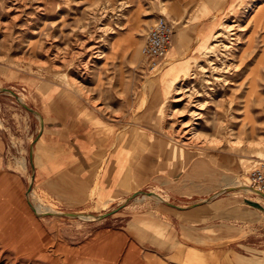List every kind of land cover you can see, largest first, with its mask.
Here are the masks:
<instances>
[{
	"label": "rangeland",
	"instance_id": "1",
	"mask_svg": "<svg viewBox=\"0 0 264 264\" xmlns=\"http://www.w3.org/2000/svg\"><path fill=\"white\" fill-rule=\"evenodd\" d=\"M161 15L173 23L172 43L175 38L179 42L150 70L140 49ZM226 26L232 29L215 37ZM215 31L203 52L202 45ZM7 73L10 82L4 86L15 95L0 88V137L6 143L0 170L26 181L20 209L0 193V264H84L86 254L101 260L99 264H141L136 246L126 250L122 230L112 236L117 247L105 241L88 247L86 241L100 229H121L130 221L135 222L130 230L136 236L142 221L151 219L162 222L164 231L180 232L184 206L198 199L181 195L195 191L211 194V204L228 198L235 204L252 202L262 211L252 215L255 226L241 235L247 239L203 241L224 247L210 256L177 251L161 256L157 264H264V234L259 229L264 225V201L252 192L222 191L233 181L249 185L251 170L264 162V0H0V83ZM51 85L64 90L68 101L109 114L112 135H127L131 160H121L124 169H119V161L115 171L111 166L105 178L109 190L100 181L103 161L90 173L51 165L53 170L50 166L41 172L49 176L60 171L62 178L42 186L34 182L28 156L42 128L37 117L41 114L23 104L33 109L34 95ZM180 86L184 100H175ZM118 105L125 108L118 111ZM174 109L179 111L175 118ZM180 123L183 140L198 145L183 148L175 141ZM152 132L164 141L157 165L149 160ZM131 164L138 172L127 178ZM162 164L177 173L174 180L151 175L163 173ZM104 167L106 174V160ZM98 182L102 205L94 192ZM140 191H155L164 200L142 198L143 193L131 198ZM40 202L63 213L38 215L33 205ZM112 210L114 214L94 220L65 214Z\"/></svg>",
	"mask_w": 264,
	"mask_h": 264
},
{
	"label": "crops",
	"instance_id": "2",
	"mask_svg": "<svg viewBox=\"0 0 264 264\" xmlns=\"http://www.w3.org/2000/svg\"><path fill=\"white\" fill-rule=\"evenodd\" d=\"M215 34L216 31L212 37L207 40L206 44L202 45L203 52L209 49ZM177 42H179V39L175 38L174 44ZM174 44L172 43L171 47H173ZM166 56L168 57L169 53H167ZM172 60V58H169L166 61L170 63ZM189 74L190 70L183 74L182 80L187 78ZM9 75L10 74L7 73L5 81L0 83V88H7L4 85L10 82L8 78ZM21 81H24V79H21ZM30 81H32V79ZM24 83L25 81L21 84ZM56 87L57 86L51 85L45 89L41 95H34V101H31L33 110L35 109L36 112L41 114L43 123L38 133V138L34 142L33 154L28 156L32 164L34 182L42 186L46 181L52 178H60L59 172L64 170L69 172L78 170L81 173H90L94 170L99 161H103L100 167H103V171H105L104 160H106V164L109 162V169L106 174L102 171L104 175L101 173L100 181L102 180L104 189L109 190L110 186L107 187L105 185V178L106 176L110 177L109 173L111 166H114L115 171L117 168V161H119V169H124L125 164L121 160H131V158L127 156L129 151L127 148V135H124V137H117L115 134L112 135V123L109 114H101L90 106L68 101L65 91L58 90ZM181 88L180 86L177 90V94H180V96L175 97V100H184L181 96ZM108 107H110V105ZM124 108V106L118 105L116 110L121 111ZM178 114L179 111L177 109L171 111V117L173 118ZM178 121L181 120L176 119V122ZM179 131H182L181 123L179 129L173 136L175 141L182 145L183 148L190 147L192 144L198 145L197 142L190 140V138L183 140L184 136ZM195 133L197 132L193 134ZM151 134L154 138L152 136L153 139L148 148L150 155L149 160L156 165L161 164V156H163L161 145L164 144V141L159 140V135L156 137L153 132ZM187 143L189 145H187ZM5 147L6 143L0 137V161L5 154ZM28 148H30V145H28ZM51 165L60 171H55L49 176L45 172H41L42 168H50ZM53 167L51 170H53ZM162 171L163 173L159 174L158 171V173H152L151 175H162L174 180L177 174L174 171L172 172V167L166 164L163 165ZM136 172H138V169L131 164L129 173L126 174V177H133ZM95 176L97 175L95 174ZM24 179L26 178L19 174L12 172L7 174L0 170V193H3L6 199H13V202H15L13 204L14 209L21 208L19 203L21 202V194L26 181ZM101 188L99 182L96 183L94 192L98 195V205L105 203L103 201L105 199L103 198ZM235 193H237V191ZM181 196L190 199L198 197V199L196 198L190 201L188 203L189 205L184 206V210H182L184 213V220L180 232L178 230L164 231L163 227L160 226L162 222L151 219L142 221V225L140 224L141 231L140 233L138 232L139 236H136L135 233H132L130 230V225H134L135 222L130 221L127 225L122 226L121 229L105 227L96 231L86 241V245L90 247L97 241H105L110 244H114L115 242L114 246L117 247V241H115L112 236L119 235V230H122V233L126 235V238H124L126 250L130 251L132 248L137 247L141 264H157L158 261L162 259L161 256H173L177 251H182L184 255L190 252H199L210 256L214 255L215 250L220 248L223 249L224 246H209L204 244L203 241L216 239L222 241L231 240L234 243V241L238 242L239 240L247 239L242 238L241 235L247 233L245 230H247L248 227L255 226V222L252 221V215L262 211L259 206L252 202L244 201L235 204L233 200H227L228 198L211 204L207 202L211 194H198L196 191L189 195L183 194ZM258 198L264 201L263 198L259 196ZM214 204L216 206L212 207ZM169 213L170 216L174 215L171 212H168V214ZM145 225L147 228L143 229ZM259 229L263 230L262 234H264V225ZM248 244L254 245L251 243ZM121 247H123V245ZM83 262L84 264H99L101 260L93 259L91 254H88V256L86 254L83 257Z\"/></svg>",
	"mask_w": 264,
	"mask_h": 264
},
{
	"label": "built area",
	"instance_id": "3",
	"mask_svg": "<svg viewBox=\"0 0 264 264\" xmlns=\"http://www.w3.org/2000/svg\"><path fill=\"white\" fill-rule=\"evenodd\" d=\"M174 34V26L165 15H161L149 27L145 41L141 46V55L146 59L150 70H156L166 56ZM249 185L256 190L252 194L264 192V162L251 170Z\"/></svg>",
	"mask_w": 264,
	"mask_h": 264
},
{
	"label": "bare ground",
	"instance_id": "4",
	"mask_svg": "<svg viewBox=\"0 0 264 264\" xmlns=\"http://www.w3.org/2000/svg\"><path fill=\"white\" fill-rule=\"evenodd\" d=\"M250 11V10H249ZM225 30H222V31H220V32H218L217 33V35L215 36V37H221L222 35H226V32H228V31H230L231 29H232V27H230V26H226L225 28H224ZM174 33H175V30H174ZM173 36H174V34H173ZM222 38V37H221ZM219 39V38H218ZM220 40V39H219ZM172 41H173V37H172V40H171V44H172ZM220 43V42H219ZM218 43V44H219ZM171 44H170V46H171ZM217 44V43H216ZM170 48V47H169ZM169 48H168V50H167V53H168V51H169ZM167 55V54H166ZM77 80V79H76ZM73 81H75V80H73ZM77 85V84H76ZM78 87H79V85H78ZM19 100L21 101V102H23V100H22V98H19ZM37 117L40 119V121H41V127H42V118H41V116L37 113ZM178 140V139H177ZM180 140V139H179ZM189 141V140H188ZM192 142V141H191ZM187 145H189L188 143H187ZM185 146V145H184ZM33 151H34V148H33ZM32 178V177H31ZM33 183V182H32ZM231 190L230 192H246V193H248V192H253V191H255L256 192V190H254L251 186H249V185H245V184H241V183H236V182H231V183H228V184H226L225 185V188H222V191H224V190ZM233 190V191H232ZM31 192V194H32V192H33V190L32 191H30ZM221 191H218L217 193H220ZM257 193L258 194H256L257 196H260V197H262V198H264V192H259V191H257ZM34 195V194H33ZM33 195H32V197H33ZM141 197L142 198H146V197H155V198H157L158 200H164V198H163V196L162 195H160V194H158V193H155V192H151V193H149V192H146V193H143L142 195H141ZM42 202H40V203H36V204H34L33 205V208L36 210V213L38 214V215H43V214H46V213H53V214H62L63 212H60V211H55L56 209H54V210H52V208H49V207H47L46 205H44L43 203L41 204ZM69 216H72L71 214H68ZM77 217H80V218H82V219H84V220H94V219H98L99 218V215H91V214H83V213H77ZM54 258V257H53ZM58 264H59V262H58Z\"/></svg>",
	"mask_w": 264,
	"mask_h": 264
},
{
	"label": "water",
	"instance_id": "5",
	"mask_svg": "<svg viewBox=\"0 0 264 264\" xmlns=\"http://www.w3.org/2000/svg\"><path fill=\"white\" fill-rule=\"evenodd\" d=\"M4 91H7V92H10V93H12V94H14L15 95V93H14V91H12V90H10V89H8V88H2ZM23 103V102H22ZM29 111H33V112H35L36 113V111L35 110H33L31 107H29L27 104H23ZM42 126H43V123H42ZM33 154V152L31 153V155ZM139 193H144V192H136V193H134V194H132L131 195V198H133V197H135L137 194H139ZM168 204H170V203H168ZM170 205H172L173 207H177V208H183L182 206H180V205H175V204H170ZM114 212H115V210H112V211H109V212H105V213H103V214H101V215H99V218H106V217H108V216H110V215H112V214H114ZM65 214H71L72 216H77V213H72V212H68V213H65Z\"/></svg>",
	"mask_w": 264,
	"mask_h": 264
}]
</instances>
